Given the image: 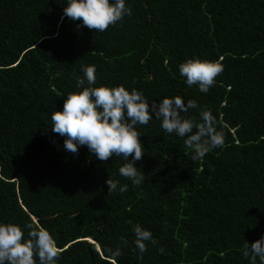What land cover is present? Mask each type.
Returning <instances> with one entry per match:
<instances>
[{
	"label": "trees",
	"instance_id": "16d2710c",
	"mask_svg": "<svg viewBox=\"0 0 264 264\" xmlns=\"http://www.w3.org/2000/svg\"><path fill=\"white\" fill-rule=\"evenodd\" d=\"M66 3L0 0V222L25 238L39 223L61 250L56 264H250L243 247L264 236V0H125L132 14L103 32L63 16ZM189 58L222 64L207 93L180 76ZM86 65L94 86L135 88L149 105L195 100L182 116L210 111L224 146L194 161L153 113L136 126L141 185L119 175L123 157L101 162L86 146L74 156L51 114L82 90ZM109 177L127 191L108 192ZM136 225L157 241L143 254ZM117 246L119 257L108 252Z\"/></svg>",
	"mask_w": 264,
	"mask_h": 264
},
{
	"label": "clouds",
	"instance_id": "9594fccd",
	"mask_svg": "<svg viewBox=\"0 0 264 264\" xmlns=\"http://www.w3.org/2000/svg\"><path fill=\"white\" fill-rule=\"evenodd\" d=\"M131 14L125 0H67L63 9V16L81 21L83 26L98 32ZM223 70L222 64L199 58H189L179 65V74L187 85H197L202 93L209 91ZM82 72L83 76H76V86L82 90L69 92L63 109L51 114L52 132L65 137L64 148L74 156L78 155L80 146H86L101 162L113 156L123 157L126 163L119 167V175L135 186L141 185L144 175L135 162L143 158L144 151L136 126L147 125L153 113L165 133L184 140V147L191 150L194 161L203 160L207 153L224 146V134L217 130L216 119L210 111L203 110L199 120L182 116L198 107L195 100L185 104L177 95L164 97L159 103L153 100L149 105V100L135 88L129 91L124 86H94L97 77L92 65L82 66ZM106 184L108 192L123 193L128 189L127 184L120 186L111 177ZM25 227L29 230L27 238L20 225L0 222V264H37V260L38 264H56L61 250L50 232L35 222ZM133 231L134 243L141 254L147 251L146 242L157 244L150 230L136 225ZM121 242L125 246L128 243L123 237ZM108 252L115 257L122 255L120 246ZM158 252L162 254L164 248L161 246ZM243 255L250 259V264H257V259L259 264H264V236L245 244Z\"/></svg>",
	"mask_w": 264,
	"mask_h": 264
},
{
	"label": "rangeland",
	"instance_id": "374dc122",
	"mask_svg": "<svg viewBox=\"0 0 264 264\" xmlns=\"http://www.w3.org/2000/svg\"><path fill=\"white\" fill-rule=\"evenodd\" d=\"M88 239V238H87ZM88 240H90V239H88ZM98 248V247H97Z\"/></svg>",
	"mask_w": 264,
	"mask_h": 264
}]
</instances>
